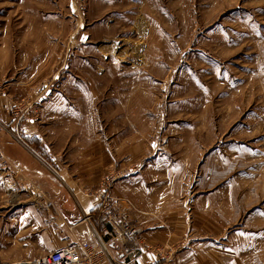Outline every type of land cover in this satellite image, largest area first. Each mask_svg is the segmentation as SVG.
Listing matches in <instances>:
<instances>
[{
	"label": "rangeland",
	"instance_id": "374dc122",
	"mask_svg": "<svg viewBox=\"0 0 264 264\" xmlns=\"http://www.w3.org/2000/svg\"><path fill=\"white\" fill-rule=\"evenodd\" d=\"M128 3L132 26L102 27L97 0H0V115L16 131L28 117H68L37 124L71 164L82 150L157 141L173 158L176 194L195 200L194 239L209 238L214 259L247 252L245 264H264V253L258 262L241 249L264 243V0ZM104 28L117 31L126 75L101 56L112 44ZM16 131L9 146L31 144ZM110 171H97L98 183L109 187ZM21 208L18 191L0 192V241ZM14 253L0 247V264Z\"/></svg>",
	"mask_w": 264,
	"mask_h": 264
},
{
	"label": "crops",
	"instance_id": "0c3cea01",
	"mask_svg": "<svg viewBox=\"0 0 264 264\" xmlns=\"http://www.w3.org/2000/svg\"><path fill=\"white\" fill-rule=\"evenodd\" d=\"M127 1L131 2L97 0V25L132 26L133 19L127 18L132 13ZM133 15H136L134 11ZM143 24L142 22L141 25ZM116 32L112 28H104L100 37L111 40L112 44L108 50L98 51H102L103 58H111L110 74L126 75L127 68L119 65L124 62L121 59L124 55L117 54L119 42L116 41ZM99 67L97 66V75H101L103 70ZM45 118L63 120L68 117L40 119L46 121ZM41 120L28 117L19 131H16L18 126L15 123L13 125L12 118L0 115V171H3L0 173V192L11 196L16 190L22 203L21 210L14 215L16 225L11 231L13 236L10 235L9 226L7 239L0 241V247L15 251V258L10 264L30 263L33 261L30 259L42 257L71 243L97 244L99 264L247 263L249 259L246 257L250 253H243L240 259H234L220 251L221 259H214L212 252L215 244L208 241L209 238L203 240L196 236L194 239L195 233L191 230L190 220L195 212L191 205L195 200H182L176 194L178 185L173 178L174 170H167V163L172 164L173 158L165 156V146L147 138L141 144L131 146H97L94 153L96 156H85L86 152L82 150V155L77 158L78 162L71 164L68 156L60 155L67 148L53 146L49 143L51 141L46 140L44 131L41 130V127L46 126L37 124ZM15 131L16 134L21 132L20 135L31 144L27 143V147L9 146L10 138L15 137ZM16 148H21L27 159L16 152ZM118 153L122 155L117 157ZM104 154L108 155V161L101 156ZM104 164H108L107 167H103ZM171 164L169 166L173 168ZM108 167L116 176L113 175V182L105 187L98 183L97 171ZM167 173L171 178L166 177ZM109 196L118 199L116 208L128 215L141 229L139 250L131 256L123 254L118 241L109 240V228L103 218ZM211 199L210 197V208ZM202 213L208 214L207 211ZM241 246L245 251L252 249L255 260L261 261L263 242H244ZM220 249L223 250L224 247ZM169 250L174 253L172 257L165 254ZM176 250L179 252L176 253ZM206 250L210 251L209 254L206 253L210 257L201 256L200 251Z\"/></svg>",
	"mask_w": 264,
	"mask_h": 264
},
{
	"label": "built area",
	"instance_id": "2783aa9c",
	"mask_svg": "<svg viewBox=\"0 0 264 264\" xmlns=\"http://www.w3.org/2000/svg\"><path fill=\"white\" fill-rule=\"evenodd\" d=\"M108 186V184H107ZM109 204L104 209L106 224L110 227L111 241H119L125 256H129L139 249L140 230L128 215L116 208L118 199L107 197ZM99 247L97 244L71 243L58 248L27 264H99Z\"/></svg>",
	"mask_w": 264,
	"mask_h": 264
}]
</instances>
